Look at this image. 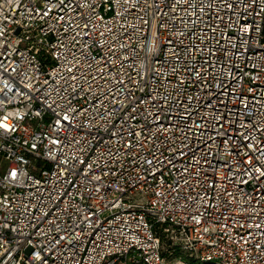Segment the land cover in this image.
Listing matches in <instances>:
<instances>
[{
  "label": "built area",
  "instance_id": "obj_1",
  "mask_svg": "<svg viewBox=\"0 0 264 264\" xmlns=\"http://www.w3.org/2000/svg\"><path fill=\"white\" fill-rule=\"evenodd\" d=\"M1 159L0 264H264V0H0Z\"/></svg>",
  "mask_w": 264,
  "mask_h": 264
},
{
  "label": "trees",
  "instance_id": "obj_2",
  "mask_svg": "<svg viewBox=\"0 0 264 264\" xmlns=\"http://www.w3.org/2000/svg\"><path fill=\"white\" fill-rule=\"evenodd\" d=\"M164 256L168 260H172L173 258H181L185 261L188 260V253H185L184 251L180 250L178 247L167 249L163 252Z\"/></svg>",
  "mask_w": 264,
  "mask_h": 264
},
{
  "label": "rangeland",
  "instance_id": "obj_3",
  "mask_svg": "<svg viewBox=\"0 0 264 264\" xmlns=\"http://www.w3.org/2000/svg\"><path fill=\"white\" fill-rule=\"evenodd\" d=\"M6 166H7V165H6V161L3 160V159H1V160H0V170H4Z\"/></svg>",
  "mask_w": 264,
  "mask_h": 264
},
{
  "label": "snow or ice",
  "instance_id": "obj_4",
  "mask_svg": "<svg viewBox=\"0 0 264 264\" xmlns=\"http://www.w3.org/2000/svg\"><path fill=\"white\" fill-rule=\"evenodd\" d=\"M13 175H15V173H13Z\"/></svg>",
  "mask_w": 264,
  "mask_h": 264
}]
</instances>
